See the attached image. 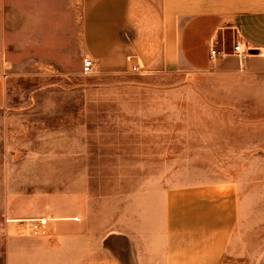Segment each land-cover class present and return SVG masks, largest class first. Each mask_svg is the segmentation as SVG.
I'll return each instance as SVG.
<instances>
[{
	"label": "crops",
	"instance_id": "0c3cea01",
	"mask_svg": "<svg viewBox=\"0 0 264 264\" xmlns=\"http://www.w3.org/2000/svg\"><path fill=\"white\" fill-rule=\"evenodd\" d=\"M237 43L255 53L241 62L231 55ZM85 59L91 73L134 66L178 78L176 93L192 105L190 167L264 168V0H0V105L40 67L52 86H69ZM175 184L128 193L123 210L80 185L15 195L12 217L48 218L49 235L14 229L4 264H225L246 198L240 183Z\"/></svg>",
	"mask_w": 264,
	"mask_h": 264
},
{
	"label": "rangeland",
	"instance_id": "374dc122",
	"mask_svg": "<svg viewBox=\"0 0 264 264\" xmlns=\"http://www.w3.org/2000/svg\"><path fill=\"white\" fill-rule=\"evenodd\" d=\"M51 76L42 67L24 74L0 105V264L14 229L33 220L12 217L15 195L80 185L92 201L113 197L123 210L128 193L154 196L203 176L239 182L246 195L225 264H254L264 253V200L255 199L264 168L189 166L192 105L176 93V76L80 70L65 87L52 86Z\"/></svg>",
	"mask_w": 264,
	"mask_h": 264
},
{
	"label": "built area",
	"instance_id": "2783aa9c",
	"mask_svg": "<svg viewBox=\"0 0 264 264\" xmlns=\"http://www.w3.org/2000/svg\"><path fill=\"white\" fill-rule=\"evenodd\" d=\"M252 50L243 48L240 43H237L233 46L231 55L236 56L241 62H244L250 55ZM219 52L215 50H210V59L214 58ZM93 63L89 59H85L82 63V73L87 75L92 72ZM132 71L136 72L137 68L132 67ZM49 225L50 219L48 218H38L30 220L24 230L33 237L43 238L49 235Z\"/></svg>",
	"mask_w": 264,
	"mask_h": 264
},
{
	"label": "water",
	"instance_id": "95a60500",
	"mask_svg": "<svg viewBox=\"0 0 264 264\" xmlns=\"http://www.w3.org/2000/svg\"><path fill=\"white\" fill-rule=\"evenodd\" d=\"M254 53H255V51H252V52H251V54H254Z\"/></svg>",
	"mask_w": 264,
	"mask_h": 264
}]
</instances>
